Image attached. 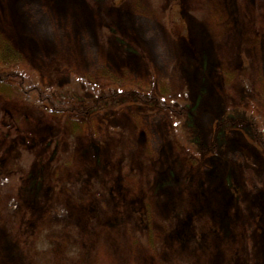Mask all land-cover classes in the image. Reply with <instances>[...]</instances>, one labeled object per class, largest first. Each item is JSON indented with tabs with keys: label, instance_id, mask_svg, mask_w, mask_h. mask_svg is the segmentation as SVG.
<instances>
[{
	"label": "rangeland",
	"instance_id": "374dc122",
	"mask_svg": "<svg viewBox=\"0 0 264 264\" xmlns=\"http://www.w3.org/2000/svg\"><path fill=\"white\" fill-rule=\"evenodd\" d=\"M0 79V264H264V0H0Z\"/></svg>",
	"mask_w": 264,
	"mask_h": 264
},
{
	"label": "trees",
	"instance_id": "16d2710c",
	"mask_svg": "<svg viewBox=\"0 0 264 264\" xmlns=\"http://www.w3.org/2000/svg\"><path fill=\"white\" fill-rule=\"evenodd\" d=\"M18 74V75H17ZM17 83L13 84V87L19 92L25 99L30 100L31 102H36L41 104L43 107H46L49 110H54V106H60L61 104L72 107H78V108H85L87 107L89 110L96 109V107L101 104L100 101H98L99 91L102 89L101 85H96L93 87H89L90 85L84 84V80L81 78L77 81H73L71 88L68 90H64L61 92H55V93H47L46 95H43L41 93V86L39 82H36L34 77L27 72L21 71L19 73V70L17 72ZM0 81H4L1 80ZM87 86V87H86ZM96 91L98 94L96 95ZM95 95V96H94ZM85 108V110L87 109ZM85 112V111H83ZM74 118L70 115H68L67 120H73ZM179 134L181 137L184 134V129L180 124H178ZM187 143V142H186ZM52 150V149H51ZM29 168V167H28ZM30 169H26L25 171H11V172H2L0 170V187L3 185V187L6 189V192H8L10 195H12L11 199L13 202L17 197V193L19 190V186L21 182L23 181V178L27 175V171ZM2 189V187H1ZM15 205H17V200H15ZM53 210L56 209L55 203H52ZM15 219V221H13ZM9 220L13 222H17L16 218L13 216L9 217ZM25 224H21L20 228L21 230L25 229Z\"/></svg>",
	"mask_w": 264,
	"mask_h": 264
}]
</instances>
